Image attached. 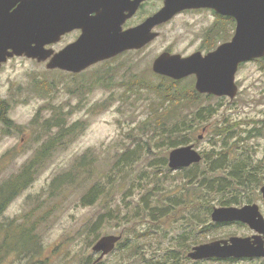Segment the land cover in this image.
I'll return each mask as SVG.
<instances>
[{
    "label": "rangeland",
    "instance_id": "rangeland-1",
    "mask_svg": "<svg viewBox=\"0 0 264 264\" xmlns=\"http://www.w3.org/2000/svg\"><path fill=\"white\" fill-rule=\"evenodd\" d=\"M234 28L235 21L233 25L227 21L225 26L224 20L211 11H188L153 30L158 36L145 47L126 50L79 73L47 69V62L39 63L24 55L2 63L0 101L9 103L8 116L21 130L8 131L0 123L1 193H7L6 180L19 175L31 159L36 165L27 186L12 193L6 201L0 225L34 222L32 232L37 236L35 242L41 248L43 264H158L171 256L172 262L178 264H260L264 258L258 261L233 258L232 262L223 263L192 260L187 256L198 244L255 234L245 223L212 222L204 204L197 199L194 206L178 203L162 217L149 214V206L157 198L177 197L186 182L177 173L181 170L168 166L173 148L162 142L149 126L139 128L154 107L152 102L158 100L153 88L146 86L157 83L163 76L153 72L154 58L165 51L183 57L197 51L205 55L229 41ZM69 41L67 37L61 45ZM207 44L211 50H207ZM108 75V81L100 80ZM195 79L190 75L180 80L183 87H193ZM235 81L238 91L233 99L211 94L216 98L197 102L193 109L206 103L216 109L192 132L193 138L179 146L191 144L200 154L208 152L211 163L215 153L224 148L214 131L228 124L235 136L228 148L236 150V154L245 150L254 160L264 162V125L259 135L254 134L264 121V61L240 64ZM126 82L133 85L127 86ZM36 84L45 94H38ZM37 113V123L32 125L30 121ZM55 114L67 124L80 123V126L65 145L48 146L45 153L39 154L55 133V128L50 134L43 133L39 125L56 117ZM123 153L124 156L131 153L129 159L121 167H114ZM84 154L85 162L78 167L81 172L75 181L62 183L60 190L53 189V179L72 173L71 169ZM227 171L217 170L214 176H224ZM96 183L106 187L108 193L93 204H83L81 198ZM263 185H249V190L252 189L254 197L252 203L259 206L264 217L260 192ZM211 197L213 208L220 207L216 205L217 196ZM135 209L142 215H135ZM25 217L28 223L22 220ZM207 223L216 227L202 231L201 227ZM118 234L122 235L124 248L119 249V241L113 250L99 258L101 252L92 250L95 242L102 236ZM2 235L0 231V240ZM13 251L2 255L0 264H24L25 260Z\"/></svg>",
    "mask_w": 264,
    "mask_h": 264
},
{
    "label": "water",
    "instance_id": "water-1",
    "mask_svg": "<svg viewBox=\"0 0 264 264\" xmlns=\"http://www.w3.org/2000/svg\"><path fill=\"white\" fill-rule=\"evenodd\" d=\"M98 6H102V0H98ZM35 8L32 0H20L17 10L9 14L0 6V67L9 58L24 55L38 62L49 58L47 69L79 73L126 50L142 48L158 36L152 31L154 26L170 20L180 10L192 8H210L217 14L232 17L233 36L205 55L199 51L186 57L162 52L152 62L153 72L174 80L194 75L198 93L233 99L238 91L235 75L239 65L264 57V0H164L160 10L125 31L121 30L115 14L105 8L92 7L89 12L81 13L69 10L67 0H57L52 14L35 12ZM93 11L94 16H89ZM49 18L55 19L52 28H49ZM74 28L82 30L80 36L50 57L52 49L44 46ZM201 159L193 145L179 146L169 152L168 166L185 168ZM260 192L264 199V185ZM210 218L218 224L245 223L255 234L198 244L187 253L189 258H264V217L256 203L214 207ZM121 237V234L102 236L92 250L101 252V258L114 249Z\"/></svg>",
    "mask_w": 264,
    "mask_h": 264
},
{
    "label": "trees",
    "instance_id": "trees-1",
    "mask_svg": "<svg viewBox=\"0 0 264 264\" xmlns=\"http://www.w3.org/2000/svg\"><path fill=\"white\" fill-rule=\"evenodd\" d=\"M217 17L218 19L222 18L224 20L225 26L227 21H230L232 25L234 24V19L231 17L221 15H217ZM218 30L219 24L216 32ZM211 49L212 47L209 48V45L207 44V50ZM256 60L263 62L264 57ZM109 78L110 76L108 75L101 77L100 80L108 81ZM160 78L161 79H159L157 83H150L149 85H146L148 88H153L154 93L158 96V100L152 102L154 107H151V112L139 128L149 126L152 132L154 133L156 131L155 135L158 136L162 142L167 144L169 148H175L189 141L191 137L193 138L192 132L195 131L196 128H199L200 122L209 118L216 109V107L211 103H206L193 109L197 106V102L200 103L201 100L215 99L216 97L211 94H198L192 85L189 87H183V80H174L164 76H160ZM139 82L141 81H138V83ZM125 84L127 86L133 85L131 82H126ZM35 86L38 89V94H45L42 93L39 84H36ZM9 109V103L4 100L0 101V123L3 127H5L4 129L8 131L15 130L16 132H20L21 127L16 125L8 116ZM38 116L39 114L37 113L36 116L32 118L30 121L32 125L37 123L36 117ZM263 123L264 121L262 122L261 127L256 129L254 134L259 135L261 133V128L264 125ZM39 126L43 133L47 134H50L52 128H55V133L49 137L47 145L42 146V148L38 151L39 154H42L47 151L48 146L51 148L56 144L58 148L60 144L65 145L69 138L74 135L73 132L80 126V123L67 124L62 121V117L57 115L56 117L46 119L44 122L42 121ZM214 133L220 137V141L225 149L223 148L222 150L217 151L215 153L216 158L211 161V163L208 162L210 154H208V152H204L201 154L202 159L200 163H194L188 167L178 169L181 170L177 172L179 173V176H181L180 179L186 182V185L184 184L185 187L177 197H167L163 198V200L157 198V202L152 204L153 206H149L150 215L157 218L167 215L170 208L174 207L178 203H183L187 207L188 205L194 206L196 199L198 203L204 204L206 208V215H210L214 206L210 200L212 199V195L217 196V206H242L252 203L254 197L251 194L252 189L249 190V185L264 184V162L254 160L253 157L245 150L236 154V150L228 148L230 141L235 138V136L232 135L233 133L231 132V128L228 127V124L218 126ZM239 140H242V138L239 137ZM233 144H236V142ZM129 154L131 153L124 156L123 153V156H120V158L114 163V167H121L124 162L129 159ZM85 158L86 154L80 157L78 163L73 167V169H71L72 173H66L65 175L58 176L57 178L55 177L51 184L52 188L60 190L63 186L62 183L70 184L74 182L76 177H78L77 174L81 172L78 167H81L84 164ZM166 160L167 159L164 158L163 162L166 163ZM35 165L36 162L31 159L30 163L23 167L19 175H17L14 179L6 180L7 183L5 185L7 188L4 189L8 194H2V191L0 190V214L4 209L6 201H8V198L11 197L10 195L23 190L30 182L32 175L31 170ZM201 166H204V168L201 171H198ZM221 169L228 170L227 174L224 176H214V172ZM183 191L186 192L185 196L182 195ZM196 192H198L197 195ZM106 193H108L107 188L99 183H96L92 185L84 194L81 198V202L85 205L93 204ZM136 214L142 215V213H139L135 209V215ZM22 220L27 221V217ZM36 225L38 226L39 224ZM214 227L216 226L211 223H207L204 227L202 226L201 229L202 231H206ZM33 228H35L34 222L29 225L25 222H21L17 225L12 222H6V226L5 224L0 225V231L3 233L0 240V262L2 260V255L5 256L10 250H14L13 252L15 254L25 260L24 264H43L44 258L40 256L41 248L38 247L35 242L37 236L34 235V232H32ZM118 245L119 249H121L124 248L125 243L120 240ZM232 259L233 258H211L207 260L228 263L232 262ZM255 259V261H258L257 258ZM173 260L174 256H171V259L169 257H165V259L163 261L160 260L158 264H178L177 262H172ZM245 260L254 261L253 259ZM260 261V264H264V259ZM131 264L136 263L132 262ZM141 264L155 263L143 262Z\"/></svg>",
    "mask_w": 264,
    "mask_h": 264
},
{
    "label": "flooded vegetation",
    "instance_id": "flooded-vegetation-1",
    "mask_svg": "<svg viewBox=\"0 0 264 264\" xmlns=\"http://www.w3.org/2000/svg\"><path fill=\"white\" fill-rule=\"evenodd\" d=\"M32 1L36 6L35 12L46 13L47 11H49L52 14L53 12L56 11L57 0H32ZM67 1H68L69 10L72 9L74 11L81 13L89 12V9H91L92 7H98L101 10L103 8L107 9L112 15L115 14L114 17L116 18V20L120 21V28L122 31L128 30L130 28L142 24L147 18L151 17L154 13H156L164 6V0H102L101 7L98 6V0H67ZM0 4H1L0 6L4 9V11H6V13L9 14L17 10V8L20 5V0H1ZM196 10H207L217 15V13L210 8H192V9L180 10L174 16L183 14L188 11H196ZM94 14L95 11L91 12L89 16H94ZM173 17L171 19H173ZM53 19L51 20V18H49V28H52L53 24L55 23V19L54 21ZM170 20L154 26L152 31L166 24ZM81 32L82 30L80 28H74L73 30L69 32H65L64 34L59 36V39L56 40L55 42L46 44L44 47L46 49H52L53 52L50 56L52 57L53 54L62 50V48H64L67 44L75 41L80 36ZM67 37H70V41L61 45V42L64 41V39ZM48 61L49 58L44 62L46 63Z\"/></svg>",
    "mask_w": 264,
    "mask_h": 264
}]
</instances>
